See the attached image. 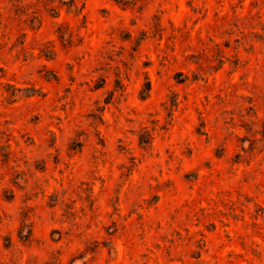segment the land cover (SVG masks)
Here are the masks:
<instances>
[{"label":"rangeland","instance_id":"obj_1","mask_svg":"<svg viewBox=\"0 0 264 264\" xmlns=\"http://www.w3.org/2000/svg\"><path fill=\"white\" fill-rule=\"evenodd\" d=\"M0 0V264H264V0Z\"/></svg>","mask_w":264,"mask_h":264},{"label":"trees","instance_id":"obj_2","mask_svg":"<svg viewBox=\"0 0 264 264\" xmlns=\"http://www.w3.org/2000/svg\"><path fill=\"white\" fill-rule=\"evenodd\" d=\"M78 2L79 0H69L67 3H65L66 5L74 8V10H77L78 9Z\"/></svg>","mask_w":264,"mask_h":264}]
</instances>
